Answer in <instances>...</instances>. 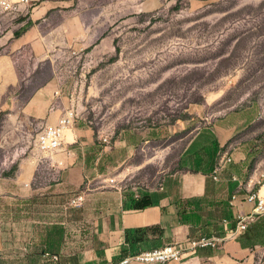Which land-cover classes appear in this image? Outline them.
Segmentation results:
<instances>
[{
	"label": "rangeland",
	"instance_id": "rangeland-1",
	"mask_svg": "<svg viewBox=\"0 0 264 264\" xmlns=\"http://www.w3.org/2000/svg\"><path fill=\"white\" fill-rule=\"evenodd\" d=\"M28 30L26 46L13 54L17 84L2 86L0 78L7 94V101L0 100V217L50 223L43 230L53 247L59 232L61 248L76 247L75 237L87 232L74 225L59 229L60 209L61 220L75 216L66 197L14 193L24 186L10 180L19 158H31L42 130L26 122L23 102L55 79L62 97L72 99L79 142L93 138L99 144L134 128L173 126L174 144L160 168L166 172L197 131L241 112L247 120L235 140L246 145L248 167L264 170V0H31L0 20V55ZM57 153L36 161L24 188L54 187ZM158 170L143 166L133 180L149 185Z\"/></svg>",
	"mask_w": 264,
	"mask_h": 264
},
{
	"label": "crops",
	"instance_id": "crops-1",
	"mask_svg": "<svg viewBox=\"0 0 264 264\" xmlns=\"http://www.w3.org/2000/svg\"><path fill=\"white\" fill-rule=\"evenodd\" d=\"M31 35L28 30L19 39H13L8 53L0 55L2 86L17 84L13 54L18 47L26 46L23 43ZM32 47L37 48L38 42ZM48 84L28 94L22 107L26 122L42 129L56 124L66 110L73 108L72 99L68 101L61 95V80ZM54 90L58 91L57 96L51 95ZM0 91V100L7 101V94ZM246 120L247 116L241 112H229L197 131L177 158L176 167L166 172L160 168L174 144L170 141L176 131L173 126L134 128L99 144L93 138L79 142L72 127L66 132L64 146L56 152L59 158L51 162L52 166H58L54 187L24 188L33 179L36 163L45 157L30 150L31 158L20 157L18 171L10 178L24 186L14 193L35 196L58 193L67 202L84 194L79 206H69L75 215L73 219L67 220L68 223L65 218L61 220L65 211L60 209L57 224L59 229L74 225L87 232L75 237L76 247L72 248H61L65 240L61 242L59 232L57 247H53L48 230H43L50 223L0 217V264H45L44 245H50L59 254L58 264H115L116 260L119 264L122 254L130 250L136 253L167 244L184 245L199 235L230 236L235 228L232 217L236 213L247 214L251 209L243 200L232 206L228 203L231 194L240 192L231 175L243 179L242 171H247L248 176L254 170L246 162V145L235 140ZM10 145L20 149L17 144ZM225 157L232 162L221 170L219 181H214L212 170ZM151 164L159 167L156 181L148 180L150 183L146 185L133 180L137 171ZM146 195L152 200L151 205L134 209L133 203ZM223 219L229 222L224 224ZM171 264H264V215L243 232L231 235L218 248H199Z\"/></svg>",
	"mask_w": 264,
	"mask_h": 264
},
{
	"label": "built area",
	"instance_id": "built-area-1",
	"mask_svg": "<svg viewBox=\"0 0 264 264\" xmlns=\"http://www.w3.org/2000/svg\"><path fill=\"white\" fill-rule=\"evenodd\" d=\"M30 2L31 0H0V20L19 12L23 7L28 6ZM50 93L53 96L58 95V91L55 90ZM75 117V111L73 109L66 110L60 116L56 124L47 126L36 134L31 145V151L38 155L46 156L60 150L67 140L66 132L71 130L74 125ZM231 162L232 159L230 157H225V159L212 170L211 178L214 181H219L221 170L225 165ZM231 180L237 183L240 192L231 194L228 203L232 206L235 201L243 200L251 206L249 213H236L232 217L235 227L231 234L233 235L243 232L250 223L264 215V170L254 169L245 179H240L233 174L231 175ZM83 201L84 194H79L74 199L70 200L69 204L71 206H79ZM222 222L226 224L229 221L223 219ZM230 236H195L190 238L184 245L167 244L160 248L147 249L123 256L119 264H167L179 262L187 253L193 252L199 248H218L223 245ZM42 257L45 264H58L60 261L59 254L49 250L45 245L43 246Z\"/></svg>",
	"mask_w": 264,
	"mask_h": 264
},
{
	"label": "trees",
	"instance_id": "trees-1",
	"mask_svg": "<svg viewBox=\"0 0 264 264\" xmlns=\"http://www.w3.org/2000/svg\"><path fill=\"white\" fill-rule=\"evenodd\" d=\"M249 169H251V168H249ZM243 172V175H241V178H245V177H247V171H242ZM249 173V172H248ZM151 203H152V200L150 199V197L149 196H144V197H142L141 199H138L137 201H135L134 203H133V208L134 209H144V208H146V207H148V206H150L151 205ZM48 244V243H47ZM46 244V245H47ZM49 246V247H48ZM47 248L49 249V250H51V247H50V245H47ZM52 251V250H51ZM126 254V252H124L123 253V256ZM122 256V257H123ZM126 256V255H125ZM172 263V262H171ZM171 263H167V264H171ZM134 264V263H133Z\"/></svg>",
	"mask_w": 264,
	"mask_h": 264
}]
</instances>
